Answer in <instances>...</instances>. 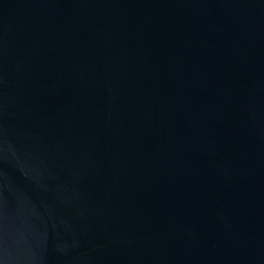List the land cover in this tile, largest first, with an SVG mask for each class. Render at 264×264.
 <instances>
[{
	"label": "water",
	"instance_id": "obj_1",
	"mask_svg": "<svg viewBox=\"0 0 264 264\" xmlns=\"http://www.w3.org/2000/svg\"><path fill=\"white\" fill-rule=\"evenodd\" d=\"M0 264H264V0H0Z\"/></svg>",
	"mask_w": 264,
	"mask_h": 264
}]
</instances>
